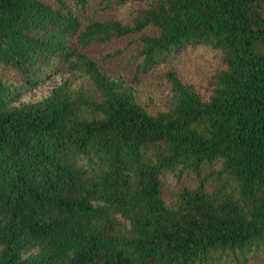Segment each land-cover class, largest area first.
I'll use <instances>...</instances> for the list:
<instances>
[{
    "label": "trees",
    "instance_id": "16d2710c",
    "mask_svg": "<svg viewBox=\"0 0 264 264\" xmlns=\"http://www.w3.org/2000/svg\"><path fill=\"white\" fill-rule=\"evenodd\" d=\"M0 264H264V0H0Z\"/></svg>",
    "mask_w": 264,
    "mask_h": 264
},
{
    "label": "rangeland",
    "instance_id": "374dc122",
    "mask_svg": "<svg viewBox=\"0 0 264 264\" xmlns=\"http://www.w3.org/2000/svg\"><path fill=\"white\" fill-rule=\"evenodd\" d=\"M58 80H59L58 77L53 76L48 81H45L44 83L40 84L36 88L31 89L29 93H30L31 96L33 95L34 97L43 95V94L47 93L48 86H50L53 83H56Z\"/></svg>",
    "mask_w": 264,
    "mask_h": 264
}]
</instances>
